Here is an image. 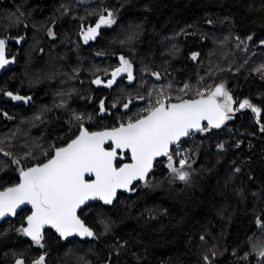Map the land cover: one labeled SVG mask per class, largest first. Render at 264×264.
<instances>
[{
    "label": "trees",
    "instance_id": "16d2710c",
    "mask_svg": "<svg viewBox=\"0 0 264 264\" xmlns=\"http://www.w3.org/2000/svg\"><path fill=\"white\" fill-rule=\"evenodd\" d=\"M81 1L0 0L3 25L21 17L19 8L22 21L32 16L35 25H56L63 33V62L36 70L34 104L0 103V189L16 184L21 168L45 162L79 133L67 109L87 112L90 130L114 128L143 116L161 91L171 103L201 98L199 92L207 97L219 85L235 109L219 128L185 141L186 181L169 162H158L150 181L121 194L113 206L93 204L80 212L95 234L85 242L63 244L48 230L43 247L36 245L19 231L25 210L0 225V264H34L41 255L45 264H264V0ZM108 12L116 22L84 43L83 28H94ZM120 57L131 64L133 79L122 75L112 87L96 86L94 80L107 82L121 67ZM22 68L0 83L23 88L25 95L32 90V71ZM244 100L257 104L259 117L236 108ZM34 125L33 135L44 138L45 146L24 157L35 156L32 163L17 165L13 154L32 144L24 136ZM179 161L172 166L180 169Z\"/></svg>",
    "mask_w": 264,
    "mask_h": 264
},
{
    "label": "snow or ice",
    "instance_id": "6c2138e0",
    "mask_svg": "<svg viewBox=\"0 0 264 264\" xmlns=\"http://www.w3.org/2000/svg\"><path fill=\"white\" fill-rule=\"evenodd\" d=\"M115 22L113 13L101 15L95 27L89 28L84 34L85 43L95 39L101 26L110 27ZM120 61L121 67L111 73L112 79L106 87H112L120 73L126 72L129 81L133 79L129 61L124 57H120ZM10 62L6 58V41L0 39V68ZM155 75L159 78L158 74ZM93 83L100 84L101 81L96 79ZM187 87L185 85V89ZM7 95L14 100L30 99L13 96L12 93ZM198 95L200 99L169 103L166 101L171 98L164 97L161 91L160 98L146 109L147 115L138 119L100 132H89L81 124L79 135L67 146L55 148L54 154L46 162L21 168L20 182L0 190V219L16 215L17 209L23 205H31L26 226L19 231L40 247H43L41 241L45 226L54 228L65 239L73 235L93 237L94 232L78 216V210L90 200L99 199L111 204L117 189H128L133 181L145 179L157 157H167L171 171L176 173L179 180L186 181L188 173L172 166L170 147L178 144L181 137L189 136L193 130L206 131L202 121L206 120L208 127L219 128L225 120L231 119L229 113L234 111L231 107L233 98L223 85L217 86L207 98L203 92ZM218 97L223 98L222 102ZM124 107L127 108L128 104ZM239 108L251 109L257 117L260 116L261 110L248 100L241 102ZM101 111H104L103 101ZM75 119L80 121L83 117L76 116ZM261 130L264 131V127ZM127 155H130L131 163L117 166L116 161ZM13 162L17 165L20 163L19 160ZM179 163L183 168L185 161L180 160ZM259 254L264 257V249ZM44 260L41 255L34 264H44ZM17 264H23V261L18 260Z\"/></svg>",
    "mask_w": 264,
    "mask_h": 264
},
{
    "label": "flooded vegetation",
    "instance_id": "af4514ba",
    "mask_svg": "<svg viewBox=\"0 0 264 264\" xmlns=\"http://www.w3.org/2000/svg\"><path fill=\"white\" fill-rule=\"evenodd\" d=\"M20 18L13 20L11 25H0V39L6 41V58L11 61L0 69L5 70L2 75V77H4L6 75L10 76L18 67L23 70L22 67L27 66L32 71V90L25 91L24 95L23 88L13 90L10 87H3V84L0 83V103L3 101V103H11L17 108H28L35 102V92L37 90L35 87L36 70L46 65L47 62L52 68L59 66L54 56H62L59 52V48L61 47L59 39L62 38L63 33H58L56 25H35L32 22V16L24 21ZM41 58H44V61H41ZM13 65L15 66L13 67ZM7 93H12L13 96H21L30 99L26 101L14 100L11 96L7 95ZM1 112L2 114L4 113L3 110ZM79 127L80 126H77L76 129ZM162 162H166V160H162ZM151 176L153 177V174ZM148 180H150V178Z\"/></svg>",
    "mask_w": 264,
    "mask_h": 264
},
{
    "label": "rangeland",
    "instance_id": "374dc122",
    "mask_svg": "<svg viewBox=\"0 0 264 264\" xmlns=\"http://www.w3.org/2000/svg\"><path fill=\"white\" fill-rule=\"evenodd\" d=\"M89 0H82L81 2H85V3H87ZM16 11L20 14V16L21 17H23V15H22V12H21V10L19 9V8H16ZM0 25H3V23L0 21ZM112 26V25H111ZM110 26V27H111ZM95 27V26H94ZM105 27H108V26H101V28L100 29H102V28H105ZM90 27H87V28H83V30L81 31V36H82V40H83V42L85 43V41H84V34L87 32V30L89 29ZM93 28V27H92ZM100 29H98L97 30V35H96V37L99 35V31H100ZM95 37V38H96ZM90 40H92V39H90ZM90 40H88V42L90 41ZM94 40V39H93ZM54 59H56L57 60V62H63V61H61L60 59H61V56L59 55V56H54ZM46 65H48V62H47V64ZM131 72H132V67H131ZM122 75H127V73L126 72H124V73H120V74H118L117 75V77H116V79H115V81H114V83L112 84V86L116 83V81L122 76ZM128 76V75H127ZM75 79H76V77H75ZM97 79H99L100 81H101V83L100 84H95L96 86H106V84H107V82H105L104 80H102V79H100V77L99 78H97ZM111 79H112V77H111ZM73 80V79H72ZM129 81V80H128ZM224 90H225V88H224ZM226 91V90H225ZM88 93H90V91L88 92ZM88 96H90V94H88ZM165 97V96H164ZM219 99H220V101L222 102V100H223V98L222 97H219ZM167 102V101H166ZM149 103V102H148ZM253 106H255V107H257L258 108V106H257V104H255V103H253V102H250ZM240 104V103H239ZM238 104V105H239ZM234 105H233V103L231 104V107L233 108V109H235V107H233ZM236 108H239V106L238 107H236ZM240 109V108H239ZM67 114H68V120H70L71 122H73V123H76V125H84L85 123H88V124H90V122L92 121L91 119H90V115L87 113V112H85L83 115L82 114H80V113H78L77 111H72V110H69V109H67ZM76 116H81V117H83V119L81 120V121H78V120H76L75 119V117ZM127 117H129V116H127ZM37 119V121H40V117H37L36 118ZM127 120H130V117L127 119ZM120 122L122 121L121 120V118H120V120H119ZM24 125V124H23ZM27 125H30L31 127H32V122H29ZM35 129H36V126L34 125V127H33V130H32V132H30L29 133V135L28 136H24V138H28L29 139V141H32V144L31 143H28V144H21L20 145V151H16L14 154H13V156H14V158L16 159V160H19V162H20V164H22V165H28V164H30V163H32V161H34V160H36L37 158L35 157V156H32V158H27V159H25L24 157H26L27 156V154L30 152V153H36V150L40 147V146H45L44 145V143H43V141H44V138H40V139H37V137L36 136H34L33 135V133H34V131H35ZM18 131V129L16 130V134L18 135V139H21L22 138V135H20V133L19 132H17ZM38 142H39V144H38ZM25 151V154L26 155H23V152ZM44 156H48V152L45 150V152H44ZM43 158V157H42ZM188 167L189 166H184L183 168H180L179 170L180 171H183V172H187L188 173V176L190 175V170L188 169ZM152 179V176L150 177V180ZM149 180V181H150ZM45 264V263H44Z\"/></svg>",
    "mask_w": 264,
    "mask_h": 264
},
{
    "label": "water",
    "instance_id": "95a60500",
    "mask_svg": "<svg viewBox=\"0 0 264 264\" xmlns=\"http://www.w3.org/2000/svg\"><path fill=\"white\" fill-rule=\"evenodd\" d=\"M14 66H15V65H13V67H14ZM4 71H5L4 69H0V78H1V76L3 75ZM205 98H207V97H205ZM196 99H200V98H196ZM179 102H181V101H176V102H171V103H179ZM146 115H147V114H146ZM143 116H144V115H143ZM201 124H202V126L207 125V121H206V120H205V121H202ZM84 128H86L89 132H100V131H104V130H106V129H111V128H105V129H101V130L91 131V130H89V128H87L86 126H84ZM192 132H198V131L193 130ZM77 135H79V133H78ZM77 135H76V136H77ZM76 136H75L73 139H75ZM186 137H187V136H186ZM186 137H181V138H180V141H181L182 139H185ZM73 139H71V140H73ZM71 140H70L68 143H70ZM180 141H179V142H180ZM68 143H67V144H68ZM67 144L64 145V146H61V147H65V146H67ZM174 145H175V144H174ZM172 146H173V145H172ZM172 146L170 147V150H171ZM105 147H108V144H105ZM58 148H59V147H58ZM53 154H54V153H53ZM126 157H127V156H125L123 159H118V160L116 161L117 166H118L119 163H121L119 166H122V165L125 164V163H131V157H130V155H129V160H128V161H125V160H126ZM164 157H165V156H160V157H157V158L154 160V162H153V166H152V169L149 171L148 175L145 177L144 180H136V181H133V183H132L131 185H129L128 189H117L116 196H115V198L113 199V201H112L111 204H105L102 200H99V199H96V200H90V201H88L85 205H83V206L81 207L80 210H78V213H77L78 216H79V217L81 218V220L85 223V225H86L87 227H89V228L94 232V229L91 228V227H90V226H89V225H88V224L82 219V217L80 216V212H81L82 210L86 209L87 207L93 205V204H101V205H104V206H113V205L118 201V198H119V196H120L121 194H130L131 191L133 190V188H134L137 184H140V183H144V182H146V181L150 178V176L153 174L156 163L159 162V161H161ZM46 161H47V160H46ZM46 161H45V162H46ZM35 165H37V164L31 165V166H29V167H32V166H35ZM19 176H20V175H19ZM86 179H94V177H86ZM19 182H20V181H18L16 184H18ZM16 184L11 185V186H9V187H13V186H15ZM0 190H3V189H0ZM25 210H29V213L26 215V217H27L28 215H31V205H23V206H21V208H18V209H17V214H16V215H9V216H6V217L0 219V225L4 224V223L7 222V221H14V220H16L17 217H18V215H19L20 213H22L23 211H25ZM26 217H25V219H24L25 226H26ZM48 230L54 232V233L58 236V238L61 239V242H62L63 244L67 243L68 241L75 240V239H78V240H80V241H84V242H85V241L90 240V239L92 238V237H81V236H79V235H73V236H70V237H68V238H66V239H65V238H61L60 235H59V233H57L56 230H55L54 228H51L50 226H45V228L43 229V236H44L45 232L48 231ZM27 237H28V236H27ZM28 238H30V237H28ZM30 239H31V238H30Z\"/></svg>",
    "mask_w": 264,
    "mask_h": 264
},
{
    "label": "built area",
    "instance_id": "2783aa9c",
    "mask_svg": "<svg viewBox=\"0 0 264 264\" xmlns=\"http://www.w3.org/2000/svg\"><path fill=\"white\" fill-rule=\"evenodd\" d=\"M154 103L153 102L147 103V105L143 109V111L145 112L146 109H148L149 106L154 104ZM78 126H80V125H78ZM204 127H206V129H207L206 131H203V132H191L190 135L187 136L185 139H183L180 142H178V144H175V145L172 146V149L170 151V153L172 155V160H174V159L175 160H186L188 158V153L190 151V148L187 145H185V141L193 140L196 136H198V135H206L207 133H209L211 131V127H208L207 125H205ZM239 145H241V144H239ZM165 160L168 161V158L166 157Z\"/></svg>",
    "mask_w": 264,
    "mask_h": 264
},
{
    "label": "bare ground",
    "instance_id": "6f19581e",
    "mask_svg": "<svg viewBox=\"0 0 264 264\" xmlns=\"http://www.w3.org/2000/svg\"><path fill=\"white\" fill-rule=\"evenodd\" d=\"M2 77V76H1ZM0 80H1V78H0Z\"/></svg>",
    "mask_w": 264,
    "mask_h": 264
}]
</instances>
